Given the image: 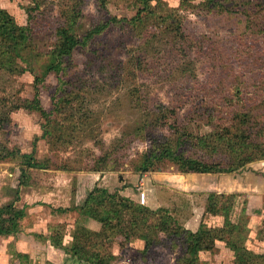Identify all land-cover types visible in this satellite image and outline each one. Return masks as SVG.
<instances>
[{
  "label": "rangeland",
  "instance_id": "rangeland-1",
  "mask_svg": "<svg viewBox=\"0 0 264 264\" xmlns=\"http://www.w3.org/2000/svg\"><path fill=\"white\" fill-rule=\"evenodd\" d=\"M60 1L43 0L41 9L50 6L48 14L34 25L33 44L23 51L22 59L17 58L18 65L6 69L12 63L2 64L0 58V119L7 122L0 128V156L7 147L33 154L41 162L49 160L48 168H32L23 180L21 159H0V206L15 201L19 188L25 199L44 198L50 206H58H51L53 213L61 208L64 211L58 213L71 215L66 216L71 223L77 218L93 229L99 221L77 206L83 205L96 185L112 192L121 189L140 203L145 190V205L168 208L190 230L197 231L202 221L212 227L225 226L224 239H216L213 251L200 252L199 264H234V251L227 244L234 238L264 253V159L214 174H182L170 162L163 170L141 173L136 169L142 154L151 148V141L142 135L148 129L142 126L153 124L166 107L181 106L194 133L234 127L236 111L258 114L256 102L246 103L239 97L264 96V40L245 35L241 17L209 10L208 0L189 5L181 0L150 1L157 15L178 10L175 14H181L184 36L159 23L156 15L149 30L129 23L144 6L140 0H80L78 38L83 41L98 25L106 27L66 56L59 74L47 73L36 83L35 74L42 77L53 48ZM33 4L34 0H0V8L9 11L18 25L28 24ZM58 76L66 83L61 84ZM37 86L42 106L52 112L49 119L31 107ZM62 86L70 91L64 94ZM63 97L73 101L63 102ZM46 128L53 133L44 134ZM217 159L230 167L225 153ZM57 192H68L65 202L51 201ZM210 192L237 194L228 222L205 211ZM49 210L48 205L29 210L34 219L25 235L15 240L0 235V264L9 257L10 264H26V260L29 264H79L53 246L50 238L63 224L64 238L71 241L75 223L51 222L50 217L45 224L39 221ZM163 244L144 253L143 239L126 241L117 236L110 251L116 255L115 264H185L181 262L190 254L182 243Z\"/></svg>",
  "mask_w": 264,
  "mask_h": 264
},
{
  "label": "trees",
  "instance_id": "trees-1",
  "mask_svg": "<svg viewBox=\"0 0 264 264\" xmlns=\"http://www.w3.org/2000/svg\"><path fill=\"white\" fill-rule=\"evenodd\" d=\"M150 1L152 0H140L144 6L128 22H134L135 26L149 30L153 24L152 18L156 15V20H159V23H166L178 34L184 36L181 14H175L178 10L173 9L157 15V11H154L156 9L153 8ZM192 1L194 0H181V4L189 5ZM42 3L43 0H34V4L28 9L27 25H18L9 11L0 8L1 63H12L11 66H4L6 69L18 65L17 58L22 59L26 47L32 46L34 25L40 17L48 14L50 7L41 9ZM159 6L157 4L156 7ZM208 7H210L209 10L213 9L220 14L227 11L228 16L241 17L245 26L244 34L254 35L264 40V0H208ZM60 9V12L56 14L58 23L54 29L53 48L49 52V60L45 65L42 77L35 74L36 83L42 81L47 73L55 71L59 74L64 69L63 59L71 55L80 43L81 45L89 43L91 37L106 27V24L94 27L86 33V37L81 41L76 34L77 24L82 15L80 0L60 1ZM37 55L40 56V54ZM261 59L264 60V54ZM58 79L61 84L66 83L60 77ZM61 91L66 94V91L68 92L70 89L62 86ZM239 98L246 103L247 101L253 104L256 102L258 114H254L251 110L244 113L236 111L232 117L234 127L232 125L217 126L216 129L205 133H194L190 130L191 124L188 121L191 119L186 117V113L181 112V106L166 107L165 111L153 120V124L145 123L142 126V129H148L142 135L151 141V148L142 154L136 169L141 173L163 170L166 163L170 162L182 174H214L231 172L254 160L264 159V96ZM61 101L70 103L73 98L63 97ZM31 107L38 108L47 119L51 117L52 112L45 110L41 104L38 86ZM56 110L59 112L61 109L57 107ZM229 113L230 111L226 110V114ZM2 119H0V128H5L7 122ZM211 123V121L208 122L210 125ZM47 133L50 135L53 132L52 130L49 132L46 128L44 134ZM4 150L6 153L0 156V159L10 156H17L21 159L19 169L21 171L20 178L23 180L28 178L29 170L32 168L46 169L49 167L48 159V161L41 162L33 154H21L15 148L6 147ZM214 153L216 154L213 155ZM223 153L229 156L230 167L227 166L228 164L223 165L222 161L217 159ZM15 191V201L11 200L0 206V235L3 236L17 235L22 232L27 208L30 207L29 203H25L23 206L16 204L20 201L21 196L19 188ZM236 198V193L210 192L205 211L213 215H222L228 222ZM77 207L86 212L89 217L98 220L100 227L98 229L85 228L76 219L71 241L65 242L63 224H59L61 228L51 234L50 238L53 246L71 255L79 264H115L116 255L110 251V244L117 236L126 241L133 238L143 239L145 241L144 253L156 245L180 242L185 251L190 254L189 258H185L186 262H181L185 264H199V253L213 251L216 247V239H224L225 226L212 227L202 221L197 231L190 230L180 224L168 208H151L122 194L121 189L112 192L96 185L88 194L83 205ZM56 211L63 212L64 210L59 208ZM241 226L242 224H238V229H241ZM227 244L234 251V264H264V253L252 251L243 240L234 238L227 241ZM24 256L27 257V255ZM25 263L29 264L28 260ZM49 264L54 263L49 262Z\"/></svg>",
  "mask_w": 264,
  "mask_h": 264
},
{
  "label": "crops",
  "instance_id": "crops-1",
  "mask_svg": "<svg viewBox=\"0 0 264 264\" xmlns=\"http://www.w3.org/2000/svg\"><path fill=\"white\" fill-rule=\"evenodd\" d=\"M50 193H52V192H50ZM24 194H25V192H20V196H21V198H20V201L19 202H21L22 201V204H20V206L22 205H24L25 203H29L30 204V207H28L27 208V216L25 217V220H24V224H23V226H22V232H20L19 234H17V235H10L9 237H10V239H17L16 238V236H18L19 237V235L20 234H26L25 232H27L26 231V228H28V226H30V225H32V220L31 219H34V217H32L31 218V213L32 212H30L29 210L31 209V211H33L34 209H35V207H37V208H40V207H45V206H47L48 205V208L50 209L49 211H48V214L45 216H43L39 221H42V222H44V224L46 223V221H45V219L46 220H48L49 219V217H50V221L51 222H60V221H67V222H70V224H72V223H75V222H72L71 223V220H69L68 219V217H71V215H69L68 216V213H64V214H59L58 212H52L51 211V209H52V207H58V206H55V204H53L52 203V207L48 204L50 201H46V199H44V198H41V199H36V200H34L33 202L32 201H30V200H28V198L27 199H25L24 198ZM68 195V192H57V195H56V197H55V199L56 200H54V199H52L51 201H56V203L57 204H59L60 202H65L64 200H65V196H67ZM128 196H130L131 198H132V196L130 195V194H127ZM22 197H23V200H22ZM66 200H69V199H66ZM65 207V206H64ZM40 210V209H39ZM58 214V215H57ZM71 214V213H70ZM61 215V216H60ZM66 216H68L67 218H66ZM62 219V220H61ZM75 219V221H76V219L77 218H74ZM73 219V220H74ZM27 221H29V222H27ZM90 222H93V221H90ZM95 225L97 226L96 228H93V229H98L100 226H99V223L97 224L96 222H95ZM65 242H69L68 240H65ZM28 253V252H27ZM10 261H11V258L9 257L8 259H7V261H5V262H2V264H10Z\"/></svg>",
  "mask_w": 264,
  "mask_h": 264
},
{
  "label": "built area",
  "instance_id": "built-area-1",
  "mask_svg": "<svg viewBox=\"0 0 264 264\" xmlns=\"http://www.w3.org/2000/svg\"><path fill=\"white\" fill-rule=\"evenodd\" d=\"M143 182H141V187H143ZM140 199H141V203L142 204H145L146 203V200H147V192L145 190H143L141 193H140Z\"/></svg>",
  "mask_w": 264,
  "mask_h": 264
}]
</instances>
